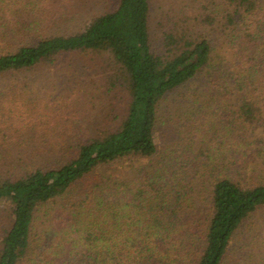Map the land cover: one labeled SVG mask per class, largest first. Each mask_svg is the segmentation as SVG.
<instances>
[{
	"label": "trees",
	"instance_id": "trees-1",
	"mask_svg": "<svg viewBox=\"0 0 264 264\" xmlns=\"http://www.w3.org/2000/svg\"><path fill=\"white\" fill-rule=\"evenodd\" d=\"M66 1L0 0V79L107 54L106 94L120 88L122 115L35 155L0 144V264H246L249 244L236 251V240L264 208L262 1H220L199 23L181 13L158 44L153 0H116L78 25ZM215 24L233 61L213 55L200 25ZM201 130L223 136L217 149L228 135L231 151L255 144V164L241 166L251 176L217 173L219 152ZM127 158L147 164L123 177L102 171Z\"/></svg>",
	"mask_w": 264,
	"mask_h": 264
},
{
	"label": "rangeland",
	"instance_id": "rangeland-1",
	"mask_svg": "<svg viewBox=\"0 0 264 264\" xmlns=\"http://www.w3.org/2000/svg\"><path fill=\"white\" fill-rule=\"evenodd\" d=\"M220 1L223 2V0H153L152 29L156 44L163 32L168 30L169 25L179 20L177 17H180L181 13L185 12L184 15H187L190 20L198 22L197 18L201 16L204 18L217 11L220 8L217 6ZM261 1L262 8H264V0ZM115 4L116 0H67L63 3L68 13L75 14L76 25L112 9ZM56 9L58 10V5L55 3L53 12ZM75 27L73 24L71 25V29ZM200 27H205L214 42L213 55L224 56L227 61L230 59L233 61V53L236 48L234 51L232 49L228 51L227 47L229 46L226 44V38L223 37L222 28L217 24L214 26L200 25ZM110 61L107 54L99 57L91 54H75L63 58L58 67L42 65L33 71L15 73L1 78L0 144L3 146L12 142L18 145L22 144L25 146L20 148L26 156L32 153L35 155L38 153V146L43 145L44 142L48 144L71 142L75 132L82 130L84 136L85 133L90 134L113 124L108 121L109 117L122 115L123 101L118 94L120 88L106 94L107 87L110 86V76L114 75L112 74L113 68L107 67ZM106 67L107 69H105ZM257 68L263 69L264 64L258 65ZM112 99L113 105L111 104ZM171 118L172 120L169 122L176 121L178 116ZM200 132L199 141L206 139L207 145H210L212 149L223 139L222 135H207L208 133L202 130ZM248 137L251 136L247 134V139ZM163 138V130L160 128L156 133L159 144ZM224 139L226 140L225 146L215 148V151L219 152L217 162H221L220 166L217 164V173L230 175L232 173L233 176L240 179L251 176L241 166L244 161L253 162L255 158L252 154V149L255 148V144L252 143L254 138L248 140L252 143L250 146L244 145L240 148L237 147L238 149L234 147L232 151L231 135L224 136ZM6 141L8 143H5ZM231 159L239 161L238 166L231 168ZM251 162L250 165L255 164ZM222 163H225V169ZM145 164L147 161L144 159L127 158L103 168L102 171L107 175L123 177L130 169L136 170ZM235 169L244 173L243 177L237 172L233 173ZM259 172H256L255 176H258ZM5 209L6 207H1L3 213H5ZM238 236L234 250L237 251L239 245L248 243L249 246L246 249L250 248V253L253 254V259H249L246 253L245 258H239L241 262L240 260L238 262L264 264L260 261L264 258V208L255 214L252 222L245 224ZM236 258L238 257L236 256Z\"/></svg>",
	"mask_w": 264,
	"mask_h": 264
}]
</instances>
